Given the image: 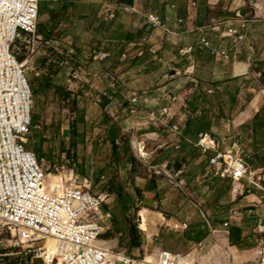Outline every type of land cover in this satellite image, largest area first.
I'll list each match as a JSON object with an SVG mask.
<instances>
[{
	"label": "crops",
	"instance_id": "crops-1",
	"mask_svg": "<svg viewBox=\"0 0 264 264\" xmlns=\"http://www.w3.org/2000/svg\"><path fill=\"white\" fill-rule=\"evenodd\" d=\"M103 1L42 0L40 20L44 34L40 36L54 44L61 40L60 52L82 60L83 66L78 71L100 69L95 64L100 65V70L108 71L117 82L111 99L120 103L126 102L125 97L131 91L147 88L152 80L154 86L178 89H173L181 97L175 117L179 114L185 116L183 137L192 139L198 132L210 130L227 136L229 145H234L230 142L235 136L239 152L244 153L253 141L255 153H264V146L255 140L257 128L264 124V0H117L122 5L113 20L102 18ZM148 12L158 14L167 30L146 24L144 14ZM236 13L247 20L242 41L231 45V39L219 32L207 34L215 46L228 48V56L214 57L209 48L196 43L200 27L227 20ZM178 18L183 21L178 22ZM188 44L194 46L190 60L177 51ZM93 50H112L114 56L107 61L92 60L87 56ZM123 54L125 60L122 59ZM190 64L193 65L192 72L190 68L187 70ZM138 68L142 71L138 72ZM172 73L177 74L168 78ZM65 75L67 72L61 73L60 80L53 79L55 92L60 88L58 86H64L62 80ZM134 79L136 85L132 83ZM183 83L187 90H180ZM155 96L154 91L149 92V97ZM205 103L226 105V110L231 105L235 114L228 118L207 117L205 107L200 106ZM151 104L155 105L153 101ZM195 120L197 122H193ZM117 124L119 127L115 125L113 131L114 140H117L119 128L124 129L125 126L122 121ZM151 132L157 135L156 131ZM179 154L194 158V165H198L197 176L209 178V183L223 181L213 174L206 158L191 146L184 145L183 152ZM256 158L255 174L264 171V162ZM88 179L92 180L90 176ZM236 182L244 183L247 189L235 197L230 196V200L228 194L226 202L206 211L208 219L203 235L206 254L198 261L195 257L183 258L186 263L246 264L256 259L264 249V226L261 225L264 190L260 188L263 193L251 191L249 188L254 186L246 181ZM250 204L255 208H249Z\"/></svg>",
	"mask_w": 264,
	"mask_h": 264
},
{
	"label": "built area",
	"instance_id": "built-area-1",
	"mask_svg": "<svg viewBox=\"0 0 264 264\" xmlns=\"http://www.w3.org/2000/svg\"><path fill=\"white\" fill-rule=\"evenodd\" d=\"M41 1L0 0V238L6 233L10 244L19 247L16 254L23 257L21 264H35L34 260H41L40 264H188L179 253L166 249H161L155 259H149L106 247L102 236L110 229L111 214L104 211L109 193L94 192L92 181L83 178L65 160L44 166L36 152L28 147L33 128L41 127L33 123L35 101L26 66L41 46L52 45L59 51L56 44L38 34ZM121 5L117 0H104L102 18H117ZM144 21L152 28L167 30L154 12L144 14ZM246 27L247 20L236 13L227 20L200 27L196 43L209 48L214 57H226L228 48L215 46L207 34L219 32L221 36L229 37L230 44L234 45L245 38ZM23 47L29 54L26 59L21 58ZM193 48V44H188L177 51L190 60ZM113 56L112 50H93L87 57L107 61ZM122 59H126L124 54ZM189 68L192 72L193 65L190 64L187 70ZM67 75L86 84L106 78L105 71L100 69L71 70ZM110 82L117 89L116 80ZM155 90L157 96L154 98L149 97L150 90H143L131 91L125 97V103L111 99L105 107L107 117L120 119L125 123L124 130L142 131L143 135L162 126L181 138L172 145L176 154L183 152L184 145L191 146L206 158L216 177L246 181L250 186L259 187L241 153L228 144L227 136L204 130L192 139L183 137L184 114L175 118L171 114L172 107L181 105L180 95L166 93L164 86ZM151 101L155 105L152 106ZM141 148L144 150V146ZM153 173L178 186L185 183L180 171L169 173L167 164L158 165ZM175 228L185 230L187 224H175ZM50 241L56 245L51 247ZM204 248L200 242L198 251L201 253ZM246 264H264V249Z\"/></svg>",
	"mask_w": 264,
	"mask_h": 264
},
{
	"label": "rangeland",
	"instance_id": "rangeland-1",
	"mask_svg": "<svg viewBox=\"0 0 264 264\" xmlns=\"http://www.w3.org/2000/svg\"><path fill=\"white\" fill-rule=\"evenodd\" d=\"M38 34H44L41 20ZM60 41H57L56 46L60 45ZM54 47L41 46L30 57L26 66V76L35 101L32 111L33 123L41 127L33 128L28 147L36 152L44 166H52L65 160L71 168L78 170L83 178L88 179L89 176L92 178L94 192L109 193L106 207L116 216L121 232L106 238L104 243L106 247L134 257L149 259H155L161 249L167 248L171 252L180 253L182 260L191 257L200 260L206 254L204 251L201 253L198 251V244L204 240V226L207 227L206 211L218 203L226 202L228 194L230 200V196L235 197L237 193L247 189L244 183L230 179L209 183V178L197 176L198 165H194V158H187L172 151V145L181 138L167 132L162 126L155 130L157 135L151 131L148 135H143L140 132L119 128L115 142L117 156L121 158L117 159L111 138L115 136L113 131L115 125L119 127L117 123L120 119L106 121L105 112L114 89L110 82L113 80L112 75L105 70L106 78L103 81L93 80L89 84L65 75L62 80L65 87L58 86L60 88L56 90L57 92L55 87L43 90L40 85L45 79L60 80L61 73L78 71L83 66L79 57H68L64 51H55ZM59 48L62 49L61 46ZM26 51L23 47L22 59L29 56ZM95 65L101 69L100 65ZM132 83L136 85L137 81L134 79ZM156 88L152 80L147 88L137 91L150 90L157 94ZM180 88L187 90L188 87L183 83ZM173 89L175 87L165 91L170 95L179 91ZM202 105L205 107V115L210 118H228L235 114L231 105L227 110L224 108L226 105L205 103L200 106ZM177 113L176 107H172V117ZM255 140L260 146H264V124L257 128ZM230 143L234 144L236 149L239 148L235 136ZM252 144L244 153H240L259 184L258 188L249 189L263 193L260 188L264 190V171L255 174L257 169L253 166L256 156V159L264 162V153L256 154ZM160 164H167L169 173L180 171L184 177V185L178 186L167 181L165 177H156L153 172ZM112 179L122 184L125 192L133 199L134 206L127 215L129 225L137 230L133 236L138 237V246L134 245L133 236L127 230L128 222L124 221L121 207L110 189ZM203 180L207 182L204 183ZM135 189L140 193L137 194ZM248 207L255 208L251 204ZM182 222L187 224V231L175 228V224ZM110 227L112 229L111 225ZM17 250L19 247H13L8 236L4 234L0 238V264L23 263L21 259L23 257L16 254ZM34 262L40 264L42 261Z\"/></svg>",
	"mask_w": 264,
	"mask_h": 264
},
{
	"label": "trees",
	"instance_id": "trees-1",
	"mask_svg": "<svg viewBox=\"0 0 264 264\" xmlns=\"http://www.w3.org/2000/svg\"><path fill=\"white\" fill-rule=\"evenodd\" d=\"M123 1H130V0H123ZM47 83V84H46ZM46 84V85H44ZM52 81L47 78L45 79L44 83L42 85H40V88H42L43 90L48 88V87H52ZM46 86V87H45ZM57 90V89H56ZM107 117V116H106ZM109 121L110 118L107 117L106 121ZM111 141L113 142V150H114V155H117V151H116V142L114 139L111 138ZM110 188L112 190V194L115 195L116 199H117V204L119 205V207H121V210L123 212V219L124 221L128 222L127 223V230L132 234V236L134 235V233H137V230L135 229V227L129 225V218H128V211L134 206V202L132 197L125 192L124 187L122 184L117 183L114 179H112L110 181ZM150 190V189H149ZM135 192L137 194H139V190L135 189ZM107 205L104 206V211L107 213L111 214V220H110V225L112 226V229L110 227L109 230L106 231V233L102 236V242L105 243V239L108 238L109 236H113L114 234L120 233L121 229L119 228V226L117 225V220H116V216L113 215V213L110 211V209L108 207H106ZM6 233H2L1 237H3V235ZM133 241H134V245L138 246L139 242H138V237L137 236H133ZM105 245V244H104ZM106 246V245H105Z\"/></svg>",
	"mask_w": 264,
	"mask_h": 264
},
{
	"label": "bare ground",
	"instance_id": "bare-ground-1",
	"mask_svg": "<svg viewBox=\"0 0 264 264\" xmlns=\"http://www.w3.org/2000/svg\"><path fill=\"white\" fill-rule=\"evenodd\" d=\"M54 245H56L55 242L54 241H50V246L52 247Z\"/></svg>",
	"mask_w": 264,
	"mask_h": 264
},
{
	"label": "water",
	"instance_id": "water-1",
	"mask_svg": "<svg viewBox=\"0 0 264 264\" xmlns=\"http://www.w3.org/2000/svg\"><path fill=\"white\" fill-rule=\"evenodd\" d=\"M261 225L264 226V219L261 220Z\"/></svg>",
	"mask_w": 264,
	"mask_h": 264
}]
</instances>
